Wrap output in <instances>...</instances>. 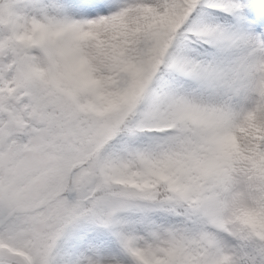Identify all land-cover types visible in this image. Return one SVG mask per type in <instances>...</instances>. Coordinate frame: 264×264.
<instances>
[{
    "label": "snow or ice",
    "instance_id": "1",
    "mask_svg": "<svg viewBox=\"0 0 264 264\" xmlns=\"http://www.w3.org/2000/svg\"><path fill=\"white\" fill-rule=\"evenodd\" d=\"M0 264H264V0H0Z\"/></svg>",
    "mask_w": 264,
    "mask_h": 264
}]
</instances>
